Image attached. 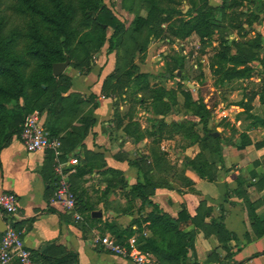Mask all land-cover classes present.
<instances>
[{"label": "crops", "instance_id": "1", "mask_svg": "<svg viewBox=\"0 0 264 264\" xmlns=\"http://www.w3.org/2000/svg\"><path fill=\"white\" fill-rule=\"evenodd\" d=\"M260 28L264 34L262 24ZM115 54L100 52L89 72H70L72 85L63 93L64 96L76 93L81 96L72 127L83 129L84 116L89 115L92 122L84 137L78 136L73 145L63 142L68 136L67 129L61 130L58 137L62 139L60 157L80 160L76 171L70 174L72 189L78 197L75 211L52 202L58 152H28L20 136H15L1 153L0 190L13 192L19 198L15 224L22 231L36 264H136L105 250L97 240L105 235L117 238V232L127 233L129 228H137L134 221L140 218L139 208L143 203L140 198L133 200L130 192L134 184L147 179L154 184L148 187V197L161 210L176 218L185 207L200 223L187 226V230L195 233L194 251L189 252L188 264H264V235L253 233L247 208V200L255 202L256 213L264 215V185L261 183L264 126L254 125L249 116L264 118L260 93L250 111L244 113V130L240 127L242 120L237 119L242 111L239 105L231 104L227 110L229 115L224 116L218 111L225 102L211 110L208 97L204 98L212 114L208 126L217 134L215 136H220L223 156V161H213L217 166L216 179L209 181L185 163L187 158H194L201 151L199 141L191 142L180 133L169 136L167 128L163 129L161 137L159 133L163 122L168 126L172 122L187 121L193 122L194 129L203 136L200 117L184 107L180 93L179 104L163 114L154 111L152 99L134 104L126 94L109 92V87L104 90L105 81L116 65ZM177 73L181 75L182 71ZM165 76L168 82L153 77L151 84L177 89L178 81L171 79L169 73ZM191 79L186 78L184 83L192 92H198L199 85L192 83L194 86L190 87L186 83H191ZM206 80L211 85L212 77ZM254 80L262 82L260 70ZM214 89L211 88V94ZM41 115L47 128V112ZM226 122L238 128L233 140H230L232 132ZM243 132L244 147H240ZM134 162H138L141 171ZM83 168L87 169L85 174L79 172ZM239 181L246 187V194L236 193ZM151 210L145 204L144 217ZM76 212L82 215V220L76 221ZM213 218L236 234L237 239L229 240L228 248L214 232Z\"/></svg>", "mask_w": 264, "mask_h": 264}, {"label": "trees", "instance_id": "2", "mask_svg": "<svg viewBox=\"0 0 264 264\" xmlns=\"http://www.w3.org/2000/svg\"><path fill=\"white\" fill-rule=\"evenodd\" d=\"M148 1L150 7L147 16H138L136 21L139 26L149 27L155 38L161 39H184L194 32L202 39H211L217 31L224 28L220 15L224 17V21L229 20L232 29L247 36L263 13L262 6L258 11L246 8L252 0H223L217 7L212 6L208 0H188L191 9L186 14L187 18L179 16L182 14L181 10L172 7L171 2L174 0ZM103 2L104 0H0V173L3 149L15 136H20L27 115L36 110L47 112V126L51 136L59 137L61 130H68V136L63 138V142L68 145H73L75 140L87 133L92 123L89 115L82 119L85 122L83 129L72 127L81 102L80 94L63 95L72 85V76L66 72L55 76L53 65L71 59L76 69L89 72L93 66L92 53L99 51L106 41H109V52L117 50L115 39L124 32L125 24ZM177 15L179 17L174 19ZM163 22L169 23L166 29L161 27ZM108 27L114 29L110 38H107ZM261 38L262 34L257 32L256 38L248 42L249 46L244 49L240 46L236 53L225 48L219 51L212 67L222 80L251 78L256 71L251 62L258 61L261 66L257 69L264 81V58L259 56ZM221 42H226L224 36ZM244 50L247 51L246 54ZM75 56L78 59L76 63L73 61ZM165 58L166 73L170 74L171 79L178 81L177 89L151 85L149 73L141 72L133 61H129V68L122 74L119 75L116 69L108 76L104 90L109 87V92L114 94L126 93L135 103L152 99L154 111L163 114L172 111L179 104L178 93L182 94L184 107L200 117L204 135L201 136L194 129L193 122L180 121L168 126L163 122L159 129L160 137L163 129L167 128L169 136L180 133L191 142L199 141L203 149L210 148L223 161L220 136H215L208 126L212 118L211 110L207 108L204 98H195L192 89L184 83L188 78L186 56L174 52L168 53ZM240 66L243 68H239ZM178 70L182 71L181 75H178ZM115 79L117 82L114 83ZM201 81H204L203 78ZM118 89H122V92L118 93ZM139 93L142 94L141 97L138 96ZM165 97L168 101L164 100ZM260 97L264 102V83L260 87ZM246 107L250 111L251 106L246 104ZM249 116L254 125L260 123L264 126V118L252 114ZM66 120L69 121L65 123ZM240 147H244V143ZM134 163L141 171L138 162ZM185 163L201 177L209 181L216 179V161L206 159L202 151L194 158H187ZM79 172L85 174L87 169L83 168ZM261 183L264 185V178ZM151 185L154 184L147 179L132 186L130 193L133 200L140 198L143 203L139 208L140 218L134 221L136 229L131 227L127 233L121 234L115 232L117 239L123 241L137 235L140 247L156 254L161 264H188L189 252L194 251L195 233L187 230V226L190 223H200L185 207L176 218L161 210L148 197V187ZM246 191L243 182L239 181L236 193L246 194ZM145 204L152 210L144 217ZM201 206L203 208V202ZM247 208L253 233L256 236L264 235V215L256 213L255 202L247 200ZM211 221L214 232L228 248L229 240L237 239L236 234L228 231L223 222L214 218ZM146 222H150L149 225L145 226ZM15 225L17 227V223Z\"/></svg>", "mask_w": 264, "mask_h": 264}, {"label": "rangeland", "instance_id": "3", "mask_svg": "<svg viewBox=\"0 0 264 264\" xmlns=\"http://www.w3.org/2000/svg\"><path fill=\"white\" fill-rule=\"evenodd\" d=\"M208 1L214 7L220 6L223 2V0ZM103 3L106 4L113 14L125 24L124 32H122V34L115 39L117 50L113 51L116 53V65L113 72L118 69L119 75L122 74L123 71L129 68V61H133V63L139 67L141 72L149 73V81L153 77H161L165 82H168L165 76L168 74L166 73L165 57L168 53L172 54L174 52H179L187 58L186 73L188 78L191 79L192 77L190 82L196 86H200V90L198 92H193L194 97H208L207 103L211 106V110L217 108L221 102H225V104L221 107L225 108V110H229L231 104L239 105L242 111L237 119L240 118L242 120L240 127L244 130V119H246L244 113L246 114L249 112L246 104L251 106V108L253 107L256 97L260 93V87L264 83V81H262V83L254 80V77L257 76L258 72L256 63L259 62H251V64L256 68L255 74L251 78H232L225 80L221 79V76L214 70L212 64L216 61V56L222 48L231 50L232 53L238 52V48L240 46H242V49H244V47L247 48L249 46L248 42L256 38L257 32L262 34V48L259 50V56L264 58V34L260 31V24H263L264 20V0H252L246 6V8H251L253 10L257 9V11L260 6H262L263 9V13L260 15V21L258 20L254 23L253 31L247 36H243L236 29H232L230 27V22H228L229 20L225 19L224 21V17L220 15V18L222 19V26L224 28L223 30L220 29L217 31L215 36L211 39H202L196 32L184 39L155 38L154 33L149 30V27L146 25L139 26L138 21H136L138 16H147L150 7L148 0H104ZM171 5L176 10H181L182 14L179 16L182 17H187L186 14L191 9V5L188 0H174L171 2ZM164 16L165 14L162 15V17ZM179 16H175L174 19ZM168 24V22H163L161 27L166 29ZM245 26L248 28L247 24H245ZM113 30L114 29L112 27H108L107 38H110ZM222 36L226 38V42H221ZM104 51L106 53H111L109 52V41H106L99 51H94L92 53V61L94 62L96 60L97 54ZM244 53L246 54L247 51L244 50ZM77 60V56H75L73 61L76 63ZM239 68H243V66H240ZM77 71L80 70L75 68V65H73L72 60L70 59V63L65 72L67 74H70V72L75 74ZM80 72L84 73V71ZM209 77H212L213 80L211 85H209L210 83L206 80V78ZM202 78L204 80L203 82L201 81ZM122 80H124V78ZM115 82H117V79L114 80V83ZM155 85L159 84L157 83L153 86ZM212 87L215 88L213 94H211ZM125 91H127V88ZM121 92L122 89H118V93ZM127 97L130 98L129 95H127ZM181 100H183V98ZM134 104L137 103L134 102ZM40 113L44 114L46 112ZM225 124L231 129L232 138H230V140H233L238 128L231 122H226ZM242 134V140L241 142L239 141L240 143H244V132ZM201 151L203 152L204 157L209 161L213 162L218 159V156L214 155V153L210 151V148L206 147L203 149L201 145Z\"/></svg>", "mask_w": 264, "mask_h": 264}, {"label": "built area", "instance_id": "4", "mask_svg": "<svg viewBox=\"0 0 264 264\" xmlns=\"http://www.w3.org/2000/svg\"><path fill=\"white\" fill-rule=\"evenodd\" d=\"M264 28V20H263ZM218 113L228 116L225 108H220ZM20 138L28 152L54 150L58 152L54 173L56 187L52 202L61 204L65 209L75 211L77 208V195L72 189L70 174L76 171L80 163L78 157L62 159L59 150L62 142L58 137H53L45 127L42 115L38 111L30 113L21 130ZM18 196L10 191L0 190V220L6 226L0 241V264H36L34 255L22 237V231L15 225V216L19 210ZM76 221L83 219L76 212ZM97 242L107 251L131 259L136 264H161L159 259L150 251L140 247L137 235L120 241L114 236L99 237Z\"/></svg>", "mask_w": 264, "mask_h": 264}, {"label": "water", "instance_id": "5", "mask_svg": "<svg viewBox=\"0 0 264 264\" xmlns=\"http://www.w3.org/2000/svg\"><path fill=\"white\" fill-rule=\"evenodd\" d=\"M70 63V59H67L65 62H57L54 63L53 65V73L55 76H59L61 74H63L67 68V66ZM186 83L190 86L193 87L194 85L192 83H189L188 81H186ZM217 135V134H215ZM6 229V226L4 224V222L2 220H0V232H4V230Z\"/></svg>", "mask_w": 264, "mask_h": 264}]
</instances>
